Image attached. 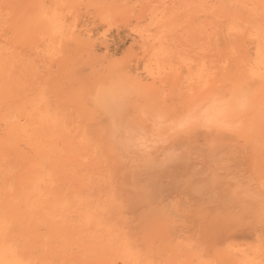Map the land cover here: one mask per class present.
<instances>
[{
    "label": "bare ground",
    "instance_id": "bare-ground-1",
    "mask_svg": "<svg viewBox=\"0 0 264 264\" xmlns=\"http://www.w3.org/2000/svg\"><path fill=\"white\" fill-rule=\"evenodd\" d=\"M0 264H264V0H0Z\"/></svg>",
    "mask_w": 264,
    "mask_h": 264
}]
</instances>
